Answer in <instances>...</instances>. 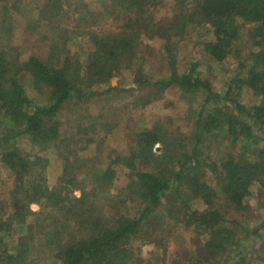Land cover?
I'll return each instance as SVG.
<instances>
[{"label":"trees","instance_id":"trees-1","mask_svg":"<svg viewBox=\"0 0 264 264\" xmlns=\"http://www.w3.org/2000/svg\"><path fill=\"white\" fill-rule=\"evenodd\" d=\"M89 2L0 0V163L13 177L9 202L0 204V264H26L34 230L31 225L25 230L28 217L36 223L37 234L53 235V264H135L131 242L173 217L204 238L196 246L198 253L183 251L177 264H252L250 248L264 221L242 227L239 235L235 228L241 227L226 212H246L252 197L264 195V146H259L264 140V0H194L188 5L187 0H174L177 9L161 18L156 11L162 0H100V10L90 9ZM23 19H28L27 31L46 29L45 56L23 58L12 43ZM108 19L111 28L102 27L100 22ZM198 31L205 36L195 46L218 66L228 69L232 59L240 58L224 95L200 72L194 54L183 61L182 70L177 67L173 41ZM82 37L87 46L80 55L74 45ZM143 39L160 41L167 71L147 76L140 62L132 85L157 100L168 89L186 101L200 98L196 108L189 107L194 111L193 134L160 124L137 132L130 151L95 172L94 188L84 192L85 158L78 152L82 143H94L101 118L78 119L75 135L65 137L60 113L68 104L97 96L90 91L95 84H109L108 93L117 90L110 82L134 65ZM25 78L31 79L33 89L46 91L45 103L29 97ZM244 93L251 96L248 106L242 103ZM219 133L227 141L213 156L208 140ZM23 138L32 154L19 147ZM157 145L159 153L154 151ZM235 147H243L246 155L231 150ZM50 148L62 161L52 187L45 177L47 161L40 155ZM118 172H127L134 184V215L118 213L108 204L110 197L101 204L110 213L97 207L101 190L112 186ZM194 201L202 206L193 209ZM32 204L39 206L37 212L31 211ZM15 236L10 248L9 239Z\"/></svg>","mask_w":264,"mask_h":264},{"label":"rangeland","instance_id":"rangeland-1","mask_svg":"<svg viewBox=\"0 0 264 264\" xmlns=\"http://www.w3.org/2000/svg\"><path fill=\"white\" fill-rule=\"evenodd\" d=\"M90 9H101L100 0H87ZM194 2V0H187V5ZM176 5L174 0H162V4L156 11L157 17L169 15L172 9ZM34 15L28 14V16ZM28 19L20 20L15 28L12 43L19 47L22 52L23 58L32 53H37L41 57L45 56L48 49V43L43 39V33L46 30H38V32L27 31ZM109 21L100 22L102 27H110L111 19ZM203 31L193 33L189 38L186 37L181 41H173L177 51V57L179 59L178 69L184 68L183 61L190 60L193 54L196 56L200 64V72L207 77L210 81L213 89L220 95H224L227 89V80L235 69L236 64L240 58L232 59L229 70L218 66L207 55L200 52L199 46H195L196 43L202 41L204 37ZM142 44L137 48V55L133 59L131 68H123L116 77L110 82L112 86H118L117 90L109 92V84H95L90 91L97 93V96L87 98L79 104H68L64 107L60 113V120L63 123L62 135L74 136L76 132L75 123L82 117L88 122V118L99 117V133L95 136L93 144L82 143L84 147H81L78 154L84 159L82 169L83 191L88 192L90 187L94 188L91 181L93 175L99 169H104L109 161L116 155L123 156L130 151L133 147L134 135L143 130L148 129L153 125L160 124L168 127L170 130L181 131L186 135L193 134L194 120L192 116L194 111L189 112V107L196 108L197 101H194V97H189V101L180 98L179 93L174 89L166 90L159 99L151 97V93H139L136 86L132 85L136 73V65L140 62V66H143L142 74L147 76L163 75L167 71V66L161 64L163 51L161 50V44L159 40H142ZM242 45H246V39H242ZM77 53L83 55L85 53L87 44L85 39L80 42H75L74 49ZM150 56L152 59L150 62L146 61V58ZM148 59V58H147ZM144 62V64L142 63ZM25 85L28 89L29 97L37 103H45L46 91L36 90L32 88L30 78H25ZM124 89V90H123ZM140 95V96H139ZM142 96V97H141ZM251 96L244 93L242 96V103L250 105ZM192 102L191 106L190 103ZM92 122V121H91ZM107 124V125H106ZM110 129V131H108ZM226 139V140H225ZM227 141L226 136L219 133L218 137L208 140L209 143L214 146L213 156H217L220 153L221 146ZM99 144V145H97ZM19 147L24 153L32 154L31 144L25 139L18 141ZM259 146H264V140L260 142ZM158 148V150H156ZM160 145L155 147V152H161ZM235 153L245 154L243 147H235L233 149ZM84 151V152H83ZM40 155L46 159L45 177L49 187H52L59 175L61 174L62 161L60 154L56 149L50 148ZM246 155V154H245ZM98 173V172H97ZM9 171L3 167L0 163V204L2 202H9L7 193L12 187V179ZM131 178L127 172H118L115 179H112V186L108 190H101V194L98 197L97 207L100 210L101 204H106V197H110L112 201L108 204L117 208L118 213H130L134 215L137 211V205L134 202V197L130 188L134 184L131 182ZM75 190V189H74ZM73 190V191H74ZM80 191L75 190V194H79ZM201 202L194 201L192 204L193 209L200 208ZM31 211L37 212L39 206L32 204L30 206ZM110 213V212H109ZM117 213V212H116ZM111 215V214H110ZM228 218L233 219L238 223L241 228H235L236 234L241 233L242 227L252 228L259 225L264 221V195L259 194L252 197L248 201V209L246 212L237 213L232 209H228L226 212ZM116 216V215H113ZM174 221L167 219L165 225L163 223L158 224L157 227L152 228L149 234L142 235L136 240L132 241L131 249L133 251V261L135 264H177L180 263L179 258H184L183 251L196 253L197 244L204 240L202 236L197 235L192 229L184 228L179 220ZM34 224V225H33ZM167 224V225H166ZM25 230L28 232V225H31L34 230L30 235V242L32 244V251L27 257L26 264H53L52 255L54 254V238L53 235L48 234L49 237H43V234H37L35 231L36 223L32 217H28L24 222ZM18 231V230H17ZM20 231V230H19ZM18 231V234L22 235L26 232ZM13 239H9V247H14ZM160 240V242L158 241ZM198 253V252H197ZM233 254V251L230 253ZM264 257V229L261 231L260 236L255 242L252 243L250 248V259L252 264H264L262 259Z\"/></svg>","mask_w":264,"mask_h":264},{"label":"water","instance_id":"water-1","mask_svg":"<svg viewBox=\"0 0 264 264\" xmlns=\"http://www.w3.org/2000/svg\"><path fill=\"white\" fill-rule=\"evenodd\" d=\"M156 150H158V148H156Z\"/></svg>","mask_w":264,"mask_h":264}]
</instances>
